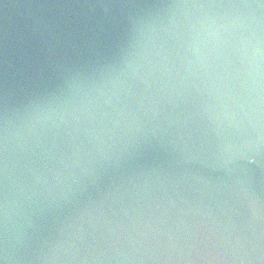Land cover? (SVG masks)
Wrapping results in <instances>:
<instances>
[{
  "label": "water",
  "instance_id": "1",
  "mask_svg": "<svg viewBox=\"0 0 264 264\" xmlns=\"http://www.w3.org/2000/svg\"><path fill=\"white\" fill-rule=\"evenodd\" d=\"M0 264H264V0H0Z\"/></svg>",
  "mask_w": 264,
  "mask_h": 264
}]
</instances>
